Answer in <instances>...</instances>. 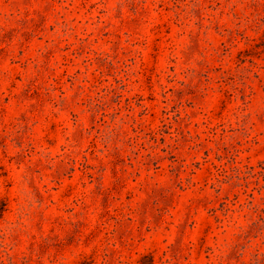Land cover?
I'll return each instance as SVG.
<instances>
[{"label":"rangeland","instance_id":"1","mask_svg":"<svg viewBox=\"0 0 264 264\" xmlns=\"http://www.w3.org/2000/svg\"><path fill=\"white\" fill-rule=\"evenodd\" d=\"M0 264H264V0H0Z\"/></svg>","mask_w":264,"mask_h":264}]
</instances>
